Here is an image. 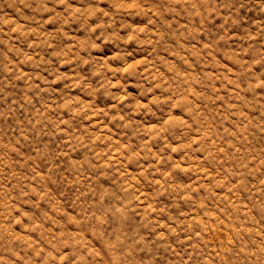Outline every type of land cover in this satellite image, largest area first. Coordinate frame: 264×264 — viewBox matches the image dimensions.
I'll use <instances>...</instances> for the list:
<instances>
[{
    "label": "rangeland",
    "instance_id": "374dc122",
    "mask_svg": "<svg viewBox=\"0 0 264 264\" xmlns=\"http://www.w3.org/2000/svg\"><path fill=\"white\" fill-rule=\"evenodd\" d=\"M0 0V264H264V0Z\"/></svg>",
    "mask_w": 264,
    "mask_h": 264
},
{
    "label": "clouds",
    "instance_id": "9594fccd",
    "mask_svg": "<svg viewBox=\"0 0 264 264\" xmlns=\"http://www.w3.org/2000/svg\"><path fill=\"white\" fill-rule=\"evenodd\" d=\"M136 0H131V2H121L118 5L116 4L117 8L127 9V8H135L138 7Z\"/></svg>",
    "mask_w": 264,
    "mask_h": 264
}]
</instances>
